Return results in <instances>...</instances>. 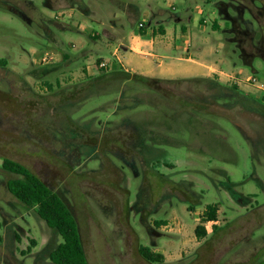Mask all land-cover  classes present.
<instances>
[{
	"label": "rangeland",
	"instance_id": "obj_1",
	"mask_svg": "<svg viewBox=\"0 0 264 264\" xmlns=\"http://www.w3.org/2000/svg\"><path fill=\"white\" fill-rule=\"evenodd\" d=\"M179 1L198 4L209 28L214 17L231 28L220 11L228 4V15L245 20L246 50L264 37V0ZM59 11L47 0H0V264H53L49 253L61 241L37 207L9 193L13 174L3 158L59 194L89 264H264V102L233 103L214 77L150 80L105 70L92 78L73 73L80 63L41 65L44 24L82 16L78 6L71 17L54 18ZM142 18L132 16L128 27ZM55 33L64 45L77 37ZM217 34L232 55L222 69L241 84L253 75L264 81V60L254 53L245 61L230 33ZM97 55L115 59L108 50ZM215 203L217 221L198 239L194 227ZM140 246L164 260H146Z\"/></svg>",
	"mask_w": 264,
	"mask_h": 264
},
{
	"label": "crops",
	"instance_id": "obj_2",
	"mask_svg": "<svg viewBox=\"0 0 264 264\" xmlns=\"http://www.w3.org/2000/svg\"><path fill=\"white\" fill-rule=\"evenodd\" d=\"M92 2V5H88V0H47L49 9H60L54 18L65 14L67 17L73 16V10L77 6L82 13L74 24L58 20L50 21L48 26L44 24L48 47L46 51L54 54L53 64L56 63L51 68L68 69L69 66L80 63L73 73L85 77L97 76L101 70L165 80L214 77L220 84L233 83L243 95L251 99H260L252 84H241L236 77L237 72L222 69L223 66L229 68L228 65L232 63L230 51L222 50L226 45L220 42L217 34L223 28L232 35L230 41L237 42L245 61L254 53L264 60V37L252 46V51L246 50L248 32L241 24L245 20L240 21L228 15V4L222 2L220 11L226 14L225 19L231 23V28L219 22L216 17L209 28L204 11L198 4L187 6L179 0ZM138 15L143 18L137 22V26L129 28L127 21H132L131 17ZM87 16H92L95 25L86 22ZM60 30L76 31L77 37L65 45L61 44L62 41L55 35ZM90 43L94 47H90ZM104 50H108L115 59L97 55L92 60L94 53ZM33 53L36 54L37 50L33 49ZM42 55L43 53L40 57ZM103 61L108 63V68L99 67V63ZM47 69H41L43 74L48 72ZM245 82L249 83L247 79ZM247 87L253 91H249Z\"/></svg>",
	"mask_w": 264,
	"mask_h": 264
},
{
	"label": "trees",
	"instance_id": "obj_3",
	"mask_svg": "<svg viewBox=\"0 0 264 264\" xmlns=\"http://www.w3.org/2000/svg\"><path fill=\"white\" fill-rule=\"evenodd\" d=\"M103 74L104 70H101L99 75ZM133 76L143 79L160 80L140 75ZM214 85L218 86L219 89H224L225 93L231 96L233 103H241L244 106H260L259 102L242 93V95H235L234 91L238 89L233 84L231 86L224 84ZM258 101L263 102L261 98ZM1 167L13 174V176L6 180V187L9 193L24 205L37 207L38 215L45 221L47 226L60 236L61 241L49 253V260L53 264H89L83 249L77 221L59 194L20 162L3 158ZM218 209L219 205L217 203L205 206L200 216L201 222L194 227V234L198 239L203 238L207 234L204 226L206 222L217 221ZM31 243L33 246L34 242L31 241ZM32 246H28L26 252H30ZM139 253L150 262L160 263L164 260L163 254L152 250L148 246H140Z\"/></svg>",
	"mask_w": 264,
	"mask_h": 264
},
{
	"label": "built area",
	"instance_id": "obj_4",
	"mask_svg": "<svg viewBox=\"0 0 264 264\" xmlns=\"http://www.w3.org/2000/svg\"><path fill=\"white\" fill-rule=\"evenodd\" d=\"M53 59H54V54L52 52L46 51L39 58V63L41 65H45V64L52 62ZM99 67L106 69L108 68V63L104 61L100 62ZM247 81L256 88V90L258 91V96H260V98L263 100L264 99V81L254 75L248 77Z\"/></svg>",
	"mask_w": 264,
	"mask_h": 264
}]
</instances>
